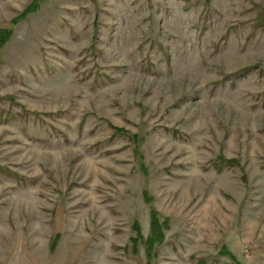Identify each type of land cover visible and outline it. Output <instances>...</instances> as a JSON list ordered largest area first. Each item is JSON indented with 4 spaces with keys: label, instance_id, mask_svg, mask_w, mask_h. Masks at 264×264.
<instances>
[{
    "label": "rangeland",
    "instance_id": "1",
    "mask_svg": "<svg viewBox=\"0 0 264 264\" xmlns=\"http://www.w3.org/2000/svg\"><path fill=\"white\" fill-rule=\"evenodd\" d=\"M33 1L0 0V264H264V0Z\"/></svg>",
    "mask_w": 264,
    "mask_h": 264
},
{
    "label": "trees",
    "instance_id": "2",
    "mask_svg": "<svg viewBox=\"0 0 264 264\" xmlns=\"http://www.w3.org/2000/svg\"><path fill=\"white\" fill-rule=\"evenodd\" d=\"M39 2H41V0ZM38 9L39 7L36 5L35 0H34L32 4L26 9V12H24V14L20 17V19L27 17V15L31 13H35ZM10 34H11L10 30H6V31L3 30L2 32H0V45L5 43V41L7 40V37ZM114 131H115V128H114ZM134 137L135 136H132L134 141H136ZM157 235L158 237L162 236V232H161L160 226L158 225L157 215L155 211H152L151 219H150V238L147 241V243H145V248L148 253L152 250L151 243L153 242V238H155ZM133 241L136 242V240H133Z\"/></svg>",
    "mask_w": 264,
    "mask_h": 264
}]
</instances>
